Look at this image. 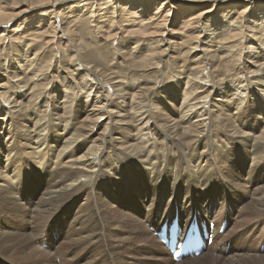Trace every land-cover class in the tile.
Listing matches in <instances>:
<instances>
[{"label":"bare ground","instance_id":"obj_1","mask_svg":"<svg viewBox=\"0 0 264 264\" xmlns=\"http://www.w3.org/2000/svg\"><path fill=\"white\" fill-rule=\"evenodd\" d=\"M82 37L100 45L89 48ZM116 40L121 48L133 43L122 58L129 82L92 61ZM0 42L35 68L21 82L7 71L0 83V264H99L98 247L110 252L111 264H264L261 248L251 246L260 229L253 221L264 216V0H0ZM174 50H183L172 76L178 81L160 98L159 65ZM62 51L71 68L81 67L75 77L83 89L91 79L105 94L93 97L88 88L74 107L69 84L59 81L50 88H62V104L45 115L39 96L49 85L52 57ZM237 70L245 79L227 87L226 76ZM218 85L227 90L217 93ZM109 87L124 90L131 104L106 102ZM146 99L166 119L146 110ZM163 99L170 110L159 107ZM16 163L26 166V179L53 166L50 182L22 197L16 175L2 174ZM60 214L64 235L43 250L41 230ZM176 215L185 230L194 219L214 228L201 255L175 263L149 229L159 232Z\"/></svg>","mask_w":264,"mask_h":264},{"label":"rangeland","instance_id":"obj_2","mask_svg":"<svg viewBox=\"0 0 264 264\" xmlns=\"http://www.w3.org/2000/svg\"><path fill=\"white\" fill-rule=\"evenodd\" d=\"M153 7L151 6V9H152ZM111 15V14H110ZM109 15V16H110ZM108 16V15H107ZM108 16V17H109ZM122 19H126V18H124V17H120V20H122ZM20 21V20H19ZM27 21V20H26ZM27 22H30V21H27ZM18 23V22H17ZM21 23L22 22H20L19 24H17V25H21ZM17 25H15L16 26V29H18L17 28ZM24 26V25H23ZM32 26H34V25H32V24H29V25H27V26H25V28H23L22 30H21V34H23V33H25V30L27 29V28H30V29H32ZM46 30V28L44 27L40 32H42V33H44L43 31H45ZM31 31V30H30ZM248 35L250 36V34L248 33ZM259 36V35H258ZM83 39H80L79 38V42H81V41H84V43H86L87 44V46H89V48H91L92 46H94V45H97V46H99L100 45V41L98 40V39H92V38H86V37H82ZM254 39V38H253ZM22 41V40H21ZM254 41V40H253ZM12 43V42H11ZM42 44H41V42L40 41H38L37 42V46L36 47H38V46H41ZM249 45L250 46H254V47H256L257 48V46L256 45H258V44H254V42H253V44H252V42H251V44L249 43ZM18 45L17 44H13V47H17ZM22 45H20L19 46V48L21 47ZM132 47H133V43H130V44H127V45H125L124 46V48H121V46H120V44H119V42L116 40V41H113V42H111V46L109 47L110 49H111V51H110V49L109 50H107L108 52H104V51H99V52H96L97 53V55H95V57L93 58V60L92 61H94L93 63H95L97 66H98V64H99V62H100V64L99 65H101L100 66V68H102L103 70H105L107 73L106 74H109V73H111L110 75V77H112V76H115V77H118V76H120V77H122V76H125L124 78H126L125 80L124 79H122L123 81H126V82H129V81H127V79H129V78H133V77H131V73H129L128 72V69L126 68V62L127 61H125V60H122V58H124L125 56H124V53H126L127 51H130V49H132ZM116 48V49H115ZM117 48L119 49V48H121V50H119V51H117ZM261 48H264V47H261ZM24 50V49H23ZM180 51H183V50H180ZM179 50H174L171 54H169L170 55V57L172 58H166L165 60H164V63L162 64H160L159 65V71H160V75L161 76H159L158 77V81L160 80V84H159V86H162V89L161 90H158V93L157 94H161L162 93V91H169L170 90V88H171V86H174V84L175 83H177V81H178V79L177 78H175V77H172V76H176V75H178L177 73H176V70H174L176 67H177V65L176 64H179V62H180V60L178 61V57L180 56V52ZM245 51H248V49H246V50H244V53H245ZM256 51V49H252V53H251V56L253 55V53ZM116 52V53H115ZM141 52V51H140ZM258 52H259V50L256 52L257 54H258ZM112 53H114V54H112ZM14 52L12 51V48H11V45H9V44H7V42H0V56L1 57H5L6 59L4 60V59H1V62H0V65H3V66H1L0 67V71H1V77H0V83H3V82H6V79H8V77L6 76L7 74L6 73H15L16 75H18V77L14 74V77H15V79H13L14 81L15 80H19L20 82H21V80H22V78H24V76H28V75H30L34 70H35V68L33 67V68H30V67H28V65H25V61L26 60H23L21 57L20 58H16L14 55ZM53 53L52 52H50V54L49 53H47L45 56H44V59L43 60H50L51 59V55H52ZM137 54V53H136ZM62 55V57H60ZM61 55H60V53L58 54L57 53V55H56V58H54L53 59V57H52V60H51V62H50V70L48 71V73H47V76H46V79L49 81V85H48V87L47 88H45L43 91H42V93L40 94V96L39 97H41V98H39V100L38 101H40L39 102V106H42L43 105V107H41L43 110H41V108H40V110L41 111H44L45 110V115L46 114H48L49 112V110L51 109V106H53V105H55V106H60V104H62V103H60V102H62L63 101V97H64V91H61L62 90V88H59V90H55V91H53V92H51V86H53L54 84H60V82L59 81H62V83H65V84H69L68 86H67V88H70L71 90H70V94L68 95V96H70V97H72L71 99H69V101H72V103H73V105H74V107H75V105L76 104H78V100H82L83 102H84V96H86V94L84 95L83 94V92L86 90V91H90V89L92 88V91H94L93 93H91L92 94V96L94 97L97 93V95H98V97L100 96L101 97V95L102 96H104V90L102 91L103 93H99L100 91L98 90V87H97V85H93L92 83H95V81H92L91 79L90 80H88L89 82H90V84H89V82H88V85H87V87L85 88V89H83V84H81L80 82H78V80H76V77H75V74L76 73H79V72H81V67L79 66V68L78 67H75V68H71L70 67V61H66V57H65V52L64 51H62V53H61ZM179 55V56H178ZM85 56V55H84ZM96 56H98V57H96ZM136 57H138V54L136 55ZM254 56H252V58H253ZM29 58L31 59V57L29 56ZM99 58H101L103 61H100V59ZM260 58V57H259ZM11 59V60H10ZM14 59H16V60H13ZM69 59V58H68ZM250 60V59H249ZM5 61V62H4ZM96 61V62H95ZM241 61H242V59H241ZM98 62V63H97ZM113 62V63H112ZM195 63V62H194ZM5 64V65H4ZM181 64V63H180ZM25 65V66H24ZM33 65H35V64H33ZM172 65V66H171ZM162 66H164V67H162ZM190 66L193 68V64H190ZM240 67H241V65H240ZM6 68V69H5ZM27 70H26V69ZM98 68V67H97ZM106 68V69H105ZM123 68V69H122ZM25 69V70H24ZM8 71V72H7ZM25 71V72H24ZM171 72H173V73H171ZM211 72V71H210ZM25 73V74H24ZM121 73H123V74H121ZM176 75H175V74ZM231 74L230 75H228V76H226L227 77V80H229V81H227V83H226V86L227 87H230L232 84L231 83H233V82H235V84L238 82V78H242V80H244L245 79V75L243 74V75H241V74H239L240 73V71H231L230 72ZM232 73H233V75H232ZM113 74V75H112ZM225 74V73H224ZM238 74V75H237ZM129 75V76H128ZM250 75V74H249ZM249 75H246L247 77H250ZM48 76H50V77H48ZM90 76V75H89ZM236 76H237V78H236ZM7 77V78H6ZM10 78H11V76H9ZM42 77V76H41ZM52 77V78H51ZM222 77V76H221ZM3 78V79H2ZM91 78V77H90ZM136 78V77H135ZM172 78V79H171ZM173 78L175 79V80H173ZM230 78V79H229ZM232 78V79H231ZM38 80H40V78L38 79ZM54 80V81H53ZM116 80V79H115ZM162 80V81H161ZM173 80V82H171ZM18 81V82H19ZM39 83H41L40 81H39ZM79 83V84H78ZM165 83V84H164ZM11 85H12V83H10ZM80 84H81V86H80ZM163 84V85H162ZM244 84V89L246 88L245 87V85H246V82H244L243 83ZM243 84H241V85H239V86H242L243 87ZM22 85V84H21ZM55 86V85H54ZM209 86V85H208ZM220 85H218V87L215 89V91H217V93H219V94H222L225 90H227L225 87L226 86H223V87H219ZM72 87V88H71ZM77 87L79 88V89H77ZM81 87H82V89H81ZM96 87V88H95ZM88 88H90L89 90H88ZM77 89V90H76ZM167 89V90H166ZM231 89H232V87H231ZM1 90H3V88H1L0 89V91ZM97 90V91H96ZM114 89L113 88H111V87H109L108 89H107V94L109 95V97H108V99L109 100H106V102H113V103H117L116 105L118 106V104H123V103H125V105H128L129 103H130V100H131V97L130 96H127V95H124V93H125V91L124 90H119V92H117V91H113ZM240 88H239V92H240ZM19 92V94L20 95H27V92L29 91H26V89L23 87V86H20V89L18 90ZM25 91V92H24ZM81 91V92H80ZM223 91V92H222ZM112 92V94H110ZM202 92H203V90H202ZM46 93V94H45ZM80 94L79 96H80V98H79V96H78V94ZM114 93H117V95L116 94H114ZM241 93H243V92H241ZM241 93H240V95H241ZM76 94H77V96H76ZM42 95V96H41ZM75 95V96H74ZM82 95V96H81ZM119 95H120V97H119ZM50 98H49V97ZM157 96V95H156ZM168 95L166 94V92H165V95L164 94H162V96H160V98H162V97H167ZM234 96H236L235 95V92H234ZM125 97V98H124ZM241 97H243L244 98V95L242 94L241 95ZM89 100L90 99H92V97H91V95H90V97L88 98ZM245 100L242 102V107H244L245 106V104H246V99L247 98H244ZM66 100H68V99H66ZM93 100V99H92ZM230 100V99H229ZM68 101V102H69ZM148 101V102H147ZM146 102H147V104H146ZM149 102H151L149 99L147 100H145V104H146V107H149V108H147L146 110H152L150 113H153L154 114V112H156L155 113V115H157V114H159V112H161L160 110H159V112L157 111L158 109L157 108H155L154 106V108L152 107V103H151V106L149 105L150 103ZM207 102H208V100H207ZM236 105H238L239 106V104L240 103H238V101H236ZM1 104H2V102H1ZM47 104V106H45ZM131 104V103H130ZM226 104V103H225ZM5 105V104H4ZM208 105V104H207ZM230 105H232V104H230L229 103V106ZM161 106L162 107H165L166 109H168V110H170L171 108H170V104H169V102L166 100V99H163V100H161V102H160V105H159V107L161 108ZM48 107H49V109H48ZM151 107L153 108V109H155V110H153V109H151ZM207 107V106H206ZM241 107V108H242ZM48 111H47V110ZM212 109V108H211ZM219 108H213V111H216V110H218ZM113 110V111H112ZM117 108L116 109H111V112H113V113H116L117 111ZM128 110V109H127ZM172 111H173V114H175L176 113V111L174 110V109H172ZM219 112V111H218ZM59 113H61V112H59ZM164 113V112H163ZM163 113H161V114H163ZM166 113V112H165ZM121 115H119V116H123V112H121L120 113ZM160 115V114H159ZM176 115V114H175ZM162 117V118H161ZM258 118H260L259 117V115L257 116ZM159 118L160 119H166L165 118V116L163 117V115L161 116H159ZM254 124H256V122L254 121ZM167 125H169V124H167ZM171 125V124H170ZM131 132L132 133H134V128H132L131 129ZM115 136V138H119L120 136L119 135H114ZM96 137V136H95ZM149 138H150V136H148ZM147 150H149V149H147ZM174 156L171 154V157H170V160H172V158H173ZM174 159H175V157H174ZM2 166H3V164H1ZM264 166V165H263ZM52 168H53V166H49V165H44L43 166V168L42 169H35V171H32L31 173H30V175L27 177V179L24 177V173H25V170H26V166L25 165H23V164H15L14 165V168L13 169H6V168H3L4 169V171H2V174H4L6 177H9V179H11L14 175H16V178H17V180L21 183V185H20V188L18 189V191L20 192V194H21V196L23 197V195L24 194H27L28 195V197H29V192L30 191H33V190H35L36 188H37V186L40 184V183H42V184H46V183H49L50 182V180H51V176H52ZM129 173V172H128ZM1 184H2V182H1ZM4 184V183H3ZM107 187V186H106ZM107 189L110 191V189L107 187ZM97 196V195H96ZM69 209L70 208H66L65 209V211H69ZM90 214H92V215H94V218H93V222H95L96 223V221L98 220V218L95 216V214L93 213V212H91ZM3 216H0V223L3 221ZM196 220V219H195ZM258 220H259V222H258ZM6 221H8V220H6ZM90 221H91V219H90ZM106 221H108V220H104V219H102L101 220V223H102V225H103V228L105 229V228H107V225H106ZM9 223H11L12 225H17V224H19L20 222H18V221H8ZM253 222H258L259 223V231L256 233V232H254L253 231V237L256 235V240H253V242L251 241V246L252 247H255L256 245L257 246H259L260 248H261V251H259L258 252V254H260V255H264V216H262V217H260V219L258 218V219H255ZM252 222V223H253ZM94 223V224H95ZM183 223V222H182ZM182 223H180V224H182ZM168 224V223H167ZM99 226L100 225H98V223H97V228H99ZM209 227H210V224H209ZM66 228H67V225H66V222H65V219H64V217H62V215L60 214V216L57 218V219H55V220H53L51 223H46L44 226H43V228H42V233L41 234H43V239H44V244L43 245H41V248L43 249V250H50V248L51 247H53L54 245H56V243L60 240L59 239V237H62L63 235H64V232H65V230H66ZM153 228H155V227H150V229H149V232L150 233H152L153 232ZM184 228H185V225H184ZM223 229H224V226H223ZM158 231V230H157ZM46 234H45V233ZM261 234H262V237H261ZM110 236L108 235V234H106L105 235V237H104V241H105V243H110V238H109ZM261 237V239L259 240V242L257 241L259 238ZM51 238H56V240H52ZM107 238V239H106ZM232 239V238H231ZM243 239V240H242ZM241 243H242V245H245L244 243H246L245 241H244V237H242L241 238ZM38 244V243H37ZM234 244H233V242L231 243H229V244H227V248L228 247H230V246H233ZM259 248V249H260ZM261 252H263V253H261ZM109 255V256H108ZM95 257H96V259H95ZM106 258V259H105ZM82 259H84L83 257H80V259H79V261H81L82 262ZM94 259L96 260V261H98L99 262V264H111V254H110V252H105L104 250H103V248L102 247H98L96 250H94ZM49 261V260H48ZM50 261H52V259L50 260ZM204 261H207V259H205ZM65 262H67V261H65ZM108 262V263H107ZM56 263L58 264L59 263V260L57 259L56 260ZM69 262H67V264H68ZM83 263V262H82ZM176 263V262H175Z\"/></svg>","mask_w":264,"mask_h":264}]
</instances>
